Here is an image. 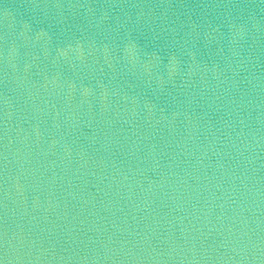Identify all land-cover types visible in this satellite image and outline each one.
<instances>
[{
    "label": "water",
    "instance_id": "water-1",
    "mask_svg": "<svg viewBox=\"0 0 264 264\" xmlns=\"http://www.w3.org/2000/svg\"><path fill=\"white\" fill-rule=\"evenodd\" d=\"M0 264H264V0H0Z\"/></svg>",
    "mask_w": 264,
    "mask_h": 264
}]
</instances>
